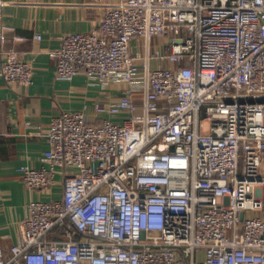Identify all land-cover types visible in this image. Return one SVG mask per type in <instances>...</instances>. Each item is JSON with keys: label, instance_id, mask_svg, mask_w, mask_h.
Instances as JSON below:
<instances>
[{"label": "built area", "instance_id": "2783aa9c", "mask_svg": "<svg viewBox=\"0 0 264 264\" xmlns=\"http://www.w3.org/2000/svg\"><path fill=\"white\" fill-rule=\"evenodd\" d=\"M0 54L3 81L31 84L29 61ZM48 55L57 79L123 83L90 111L125 118L51 116L45 164L18 170L27 190L60 174L61 195L28 201L0 264H264V0H115Z\"/></svg>", "mask_w": 264, "mask_h": 264}, {"label": "crops", "instance_id": "0c3cea01", "mask_svg": "<svg viewBox=\"0 0 264 264\" xmlns=\"http://www.w3.org/2000/svg\"><path fill=\"white\" fill-rule=\"evenodd\" d=\"M115 0H2L1 22L5 26L6 40L2 46L14 47L19 56L31 63L32 82L20 86L0 78V247L4 254L20 231L26 205L31 199H45L61 195L60 174L48 190H27L18 168L22 165L38 167L48 147L44 131L51 116L64 110H78L88 105L90 119L103 118L122 121V113H91L95 100L116 98L123 87L111 82L102 87L84 73H76L68 80L55 77L48 50L60 45L64 34L96 28L106 5ZM17 34L20 38H13ZM39 34V38H35ZM167 50L166 42L153 37L150 50ZM133 53H145L144 39L133 37ZM1 61V54H0ZM152 67L170 65L166 61L150 58ZM28 122V124H26ZM41 133H37V132Z\"/></svg>", "mask_w": 264, "mask_h": 264}, {"label": "rangeland", "instance_id": "374dc122", "mask_svg": "<svg viewBox=\"0 0 264 264\" xmlns=\"http://www.w3.org/2000/svg\"><path fill=\"white\" fill-rule=\"evenodd\" d=\"M151 48L154 49V46H152ZM150 67H152V66H150ZM263 192H264V191H263ZM262 213H263V212H260V213H258V212H253L252 214H258V215H259V214H262Z\"/></svg>", "mask_w": 264, "mask_h": 264}]
</instances>
